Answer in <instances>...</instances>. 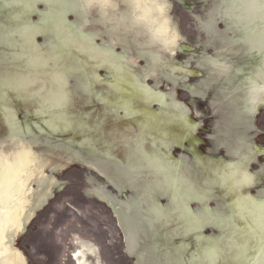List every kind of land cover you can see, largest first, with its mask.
I'll use <instances>...</instances> for the list:
<instances>
[{
  "label": "water",
  "instance_id": "obj_1",
  "mask_svg": "<svg viewBox=\"0 0 264 264\" xmlns=\"http://www.w3.org/2000/svg\"><path fill=\"white\" fill-rule=\"evenodd\" d=\"M0 264H264V0H0Z\"/></svg>",
  "mask_w": 264,
  "mask_h": 264
}]
</instances>
